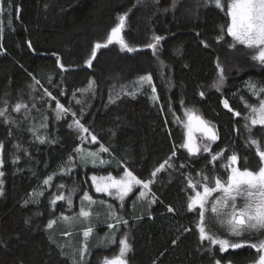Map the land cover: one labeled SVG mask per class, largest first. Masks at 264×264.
<instances>
[{"label":"trees","instance_id":"trees-1","mask_svg":"<svg viewBox=\"0 0 264 264\" xmlns=\"http://www.w3.org/2000/svg\"><path fill=\"white\" fill-rule=\"evenodd\" d=\"M122 14H127L124 40L135 51L107 46L93 58L95 45L106 41ZM227 23L212 0H0V108L8 109L0 117V264H101V256L116 248L110 241L117 230L107 226L116 223L109 204L129 225L128 264L255 260L249 248L222 256L200 248L195 215L187 210L185 177L203 173L226 179L227 172L222 163H210L209 155L189 158L175 121L183 108H196L217 130L213 153L235 152L238 166L258 168L243 117L245 101L255 103L248 82L264 86V66L252 59V50L230 47L226 27L217 42ZM155 36L162 39L154 51L149 45L156 43ZM218 63L224 77L219 91L214 87ZM144 76H151V84L141 82ZM224 100L241 116L229 112ZM57 101L70 109L61 119L56 118ZM17 102L28 105L27 118L23 109L12 110ZM74 119L96 137V148L108 149L100 151L95 165L78 155L80 143L69 127ZM252 135L262 146L263 128L255 126ZM169 157L174 168L165 165L153 178L151 173ZM124 168L138 179H154L150 199L129 197L120 208L110 200L101 204L105 200L94 197L89 176ZM58 184L76 188L74 198L84 192L95 198L94 204L81 203L91 213L88 218L79 216L76 203L71 212L64 201L54 210L49 201L59 192ZM153 194L156 200L150 203ZM88 227L93 230L85 240Z\"/></svg>","mask_w":264,"mask_h":264},{"label":"snow or ice","instance_id":"snow-or-ice-1","mask_svg":"<svg viewBox=\"0 0 264 264\" xmlns=\"http://www.w3.org/2000/svg\"><path fill=\"white\" fill-rule=\"evenodd\" d=\"M216 8L220 9L225 13L228 18V23L221 26V34L217 37V42L222 41L225 35L231 37L230 47L235 48L237 46H243L250 50H255V54L252 55V59L261 65H264V0H212ZM175 7V3H173ZM127 14L118 17V24L111 29L110 34L107 37V43H97L92 51V57L96 55V50L107 47L108 44L116 41L119 43L121 50H127L129 52L135 51L134 48L130 47L125 40L122 38V30L125 27ZM162 39L160 36H155L154 40L156 43L150 44L149 47L155 51L156 45ZM208 47V44H204ZM29 47L31 44L29 43ZM91 66V60L88 61ZM63 67V66H62ZM219 69V82L214 87L220 90V85L223 83V69L220 68L219 63L217 64ZM141 82H147L151 84V76H144L140 78ZM37 83H39L37 81ZM94 83V82H93ZM91 87V83L89 85ZM248 87L251 95L258 100V104H250L245 101V107L248 109L246 115H244V128L248 132V144L254 146L256 154L259 156V166L256 170H252L248 167L238 166L239 157L233 152L228 158L226 163H222L221 167L227 172V178L224 179L219 175L208 177L203 173H198L202 176V181H194L190 177L186 176L187 181L186 187L192 189L194 195L187 197V210L189 212L198 211V224L197 228L199 231V237L201 242L208 241L212 246H219L221 252L227 251L229 248L238 249L244 246V243L233 242L228 238H222L221 235L217 234L219 229H223L227 232L230 237H242L245 235L256 236V242L250 243L248 246L256 249L259 253L255 264H264V150L261 149V140L252 135L253 128L255 126H261L264 128V86H258L251 81L248 82ZM153 93L156 89L152 88ZM51 96L50 93H48ZM133 95H135L133 93ZM200 95L203 97L204 92ZM153 99L158 97L153 96ZM79 102V101H78ZM6 103V102H5ZM223 105L229 112L237 117L241 116L238 111H233L229 106L227 100L223 101ZM35 107V105H33ZM22 109L25 111V118H27L28 105L23 102H17L13 111L20 113ZM8 109L0 108V117H6ZM57 119L63 118L64 114L70 112V109L65 108L62 104L57 101L56 103ZM75 117V113H72ZM7 120V118H6ZM183 124L185 130V140L181 147L187 150L189 156L198 157L201 153H207L211 156L210 163L219 160L223 156V150L219 153L212 152V145L219 139L217 130L214 125L209 121L205 120L201 115L192 109H186L184 117H177ZM75 128L77 131L89 133V129L80 123L79 120L74 119ZM69 127H73L72 124ZM91 135V133H89ZM41 143H44V139L38 137ZM93 143L97 142L96 137L91 135ZM4 145L0 143V150H3ZM83 153V149H78ZM101 152H107L108 149L101 147ZM172 156H175L173 151ZM92 158V162L95 165L96 160L99 159L98 153H87L86 156L82 155V159ZM100 164H104L105 161L100 160ZM165 165L168 168H174L172 157H169L164 163L157 167L151 176L154 178L159 172L165 170ZM3 166V160L0 159V167ZM181 167H184L181 164ZM4 173L0 171V177ZM51 177L45 180V184H49ZM92 186L95 188L97 193H103L106 196L111 197L114 200L120 202V206L123 207L126 197L133 193L134 188H139V195L136 197L137 200L144 198L147 192L150 191V184L154 183V179L147 181L138 179L128 168H124L123 175L117 178L111 174L104 176L93 175L91 177ZM2 184V181H0ZM60 188H64L63 184L59 185ZM202 189V190H198ZM77 191L76 188L70 190L69 195L66 197L63 194H58L54 199L51 200L52 204H55L58 200L65 201L71 205L72 196ZM218 194V195H214ZM0 195H3L0 190ZM155 195L153 194L150 203H155ZM83 201H87L90 205L96 203L93 198L84 192L82 196ZM104 204L105 201H100ZM110 212L109 215L114 217L116 223H109L107 226L109 229L119 230V225H127V220L116 215V210L112 208V205H108ZM169 212H172L171 207L168 208ZM211 215L206 216V213ZM91 215L90 211L85 210L82 206L79 212V216L88 218ZM64 220L71 219L70 217L64 216ZM54 221L50 220L48 227L51 228ZM216 229V230H214ZM92 228L88 227L83 235L85 240L92 233ZM107 239V237H106ZM111 243H115V237L111 238ZM131 245L128 240L126 233L122 234V238L119 240L118 254L113 255L111 258H105L103 264H128L127 254L131 251ZM87 253V244L81 249V260ZM216 264H220L217 260Z\"/></svg>","mask_w":264,"mask_h":264},{"label":"rangeland","instance_id":"rangeland-1","mask_svg":"<svg viewBox=\"0 0 264 264\" xmlns=\"http://www.w3.org/2000/svg\"><path fill=\"white\" fill-rule=\"evenodd\" d=\"M145 1H147V2H152V1H156V0H145ZM122 15H124V14H122ZM119 16H121V15H119ZM119 16H117V18H116V20H115V24L113 25V27H115V26L118 24V17H119ZM113 27H112V28H113ZM112 28H111V29H112ZM124 29H125V27H124ZM124 29L122 30V34H121L123 39H124ZM110 32H111V31H110ZM110 32H109V34H110ZM109 34H108V35H109ZM107 37H108V36H107ZM104 43H107V39H106V41H105ZM104 43H103V44H104ZM108 47H116V48L119 49V48H120V45H119V43H117L116 41H114L113 43L108 44ZM244 48H245V47H244ZM120 49H121V48H120ZM252 51H253V54H255V50H252ZM255 62H256V61H255ZM256 63L259 64V65H261V64L258 63V62H256ZM261 66H264V65H261ZM253 104H258V100H257L256 98H255V103H253ZM186 109H192V110L196 111L199 115H201L200 112H199L196 108L189 107V108H183V110H182V114H181L180 116H178V117L183 118V117H184V112H185ZM55 113H56V116H57V112H55ZM64 115H65V114H64ZM201 116H202V115H201ZM202 117H203V116H202ZM205 120H206V119H205ZM175 121H176L177 124L181 127V130H182V133H183V142H184V140H185V134H184L185 130H184V128H183V124H182L179 120H177V117H175ZM70 124L73 125V127L70 128V129L72 130V132L74 133L73 135L76 136V138L78 139V141H79V143H80V144H79L80 146L78 147V149H83V153L80 152V151H78V155H80V157H82V155L86 156L87 153H90V152H91V153H98V154H99V157H100V156H101L100 148H96L97 146H99V144H98L97 142H95V143L92 142V140H91V135H89L90 131H89V133H85V132H82V131H77L76 128H75L74 121H71ZM70 124H69V125H70ZM263 130H264V128H263ZM183 142H182V143H183ZM93 148H96V149H93ZM261 149L264 150V136H263V142H262ZM183 150L185 151V153L187 154V156H188L189 158H191V159H197V158L201 157L202 155H209V154H207V153H203V152H202L200 156H198V157H192V156H189V154L187 153V150H186V149L183 148ZM2 152H3V151L0 150V159L3 160ZM231 154H232V153H231L230 151H229V152H226V153L223 152V156H222L219 160H217V161H215V162H212V163H213V164H215V163H220V164H221V163H223L224 161L227 162V158H228ZM209 156H210V155H209ZM210 159H211V156H210ZM101 160L104 161V159H101ZM86 161H87L88 163H91L92 158H91V157H88V158L86 159ZM105 161H106V160H105ZM76 162H77V161H76ZM95 164H96V163H95ZM1 169H2V167H0V171H1ZM128 170H129V169H128ZM65 174H66V173H65ZM108 174H111V175L116 176L117 178H119L120 176L123 175V170H122L121 172H119V173H107V174H99V175L95 174V175H97V176H104V175H108ZM93 175H94V174H91V175L89 176V180H90L91 187H92V190H93V193H94V197L96 196V197H98V198H103V200H105V202H109V200H110V201H114V203H116V205L120 208L121 206H120V202H119L118 200H114V199H112L111 197L106 196V195L103 194V193H97V192L95 191V188L92 186V181H91V177H92ZM52 177H53V176H52ZM52 177H51V179H52ZM1 178H2V177H0V181H2ZM226 178H227V177H226ZM191 179L194 180V181H200V182H203V181H202V176H201V175H198L197 178H191ZM51 182H52V180H50L49 184H44V186H46V187L48 188V187L50 186ZM184 183H185V186H186L187 181L184 182ZM0 185H1V184H0ZM59 185H61V184H58V186L56 187V188H58L59 192H56L55 195L52 194L51 199H50V201H49L50 203H51V200L54 199L55 196L58 195V194H63V195L66 196V197L69 195V193H70V189L68 188L69 186H68V185L65 186V184H63L65 187H64V188H60ZM68 189H69V190H68ZM184 189L187 191V194H188L187 196H189V195H194L192 189H189V188H187V187H185ZM198 190H202V189H198ZM139 191H140V189H139L138 187H137V188H134L133 193H131L128 197H126L125 201H126L129 197H134V198H136V197L139 195ZM214 195H218V194H214ZM74 196H75V195L72 196V204H71V205H69V204L66 202V200L64 201L65 204H66V210L69 211V212L73 211V209H74V207H75V203L77 204L78 207H81L82 197H81V196H77V197L74 198ZM91 197H92V196H91ZM94 197H92L93 200L95 199ZM149 197H150V191L147 192V195H146L144 198L139 199V200L147 201V200L150 199ZM125 201H124V202H125ZM62 202H63V201L58 200L55 204H52V203H51V205H54V210H55V209H56L55 206H56V205H59V204H62ZM51 210H53V209H51ZM54 210H53V211H54ZM198 211H199V209H197L196 211H193L192 213L195 215V227H196V230H197V232H198V236H199V231H198V228H197V224H198ZM208 215H211V213H210V212H209V213H206V216H208ZM63 217H64V216H63ZM68 217H69V216H68ZM69 220H71V219H69ZM69 220H65V221L68 222ZM124 220H126V219L124 218ZM71 221H76V220H71ZM127 224H128V223H127ZM214 230H216V229H214ZM124 233L127 234V236H128V240H129V243H130V231H129V225L120 224V229L117 231V234H115L116 236L114 235V236H115V240H116V242H115V244H116V248H115L114 251H112V252H113L112 254L101 256V258H100V262H101V264H103V260H104L105 258H111L113 255L118 254V250H119V240L122 238V234H124ZM217 234H218V235H221L222 238H228V239H230V240L233 241V242H241V243H244V246L241 247V248H238V249L249 248V249L253 250L254 253H255V255H256V258H255V260H254L253 262H251V263H249V264H255V261H257V259H258L259 253H257L256 249L251 248V247H249L248 245H249L250 243L256 242V239H257L256 236H251V237H249L248 235H245V236H242V237H239V238H237V237H230V236H228L227 232H225L223 229H219V230L217 231ZM199 241H200L199 244H200V246H201L200 248H202V250L207 251V253L209 252L208 254H211V255L222 256L221 254L227 252L228 250H236V249L229 248L227 251L221 252V251L219 250V246H218V245H216V246H212V245L209 244L208 241L201 242L200 237H199ZM127 255H128V254H127ZM213 264H216V262H214ZM220 264H231V263H228V262H227V263H221V262H220Z\"/></svg>","mask_w":264,"mask_h":264}]
</instances>
